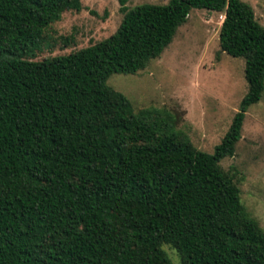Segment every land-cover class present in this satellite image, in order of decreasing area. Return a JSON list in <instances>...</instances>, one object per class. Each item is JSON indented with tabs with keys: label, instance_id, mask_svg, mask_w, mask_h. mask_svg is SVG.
<instances>
[{
	"label": "trees",
	"instance_id": "trees-1",
	"mask_svg": "<svg viewBox=\"0 0 264 264\" xmlns=\"http://www.w3.org/2000/svg\"><path fill=\"white\" fill-rule=\"evenodd\" d=\"M82 0H0V264H264V228L241 199L232 157L264 91V25L243 0L134 7L112 35L35 60L46 30ZM193 8L224 14L222 51L248 91L208 153L135 111L107 83L160 57Z\"/></svg>",
	"mask_w": 264,
	"mask_h": 264
},
{
	"label": "rangeland",
	"instance_id": "rangeland-1",
	"mask_svg": "<svg viewBox=\"0 0 264 264\" xmlns=\"http://www.w3.org/2000/svg\"><path fill=\"white\" fill-rule=\"evenodd\" d=\"M170 0H126V5L167 4ZM250 3L264 25V0ZM80 11L68 10L46 30V41L35 60L69 54L108 38L120 26L121 0H82ZM224 14L193 8L173 41L160 57L137 74L114 73L107 83L125 94L134 110L154 109L164 121L200 150L214 152L230 128L248 91L245 60L220 48ZM241 189L249 213L264 228V91L245 117L235 155L221 161ZM173 264H182L178 252L165 244Z\"/></svg>",
	"mask_w": 264,
	"mask_h": 264
}]
</instances>
